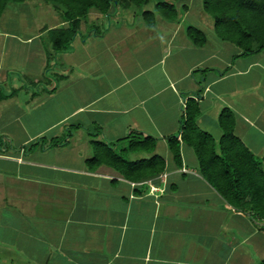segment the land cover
<instances>
[{
  "label": "crops",
  "instance_id": "obj_1",
  "mask_svg": "<svg viewBox=\"0 0 264 264\" xmlns=\"http://www.w3.org/2000/svg\"><path fill=\"white\" fill-rule=\"evenodd\" d=\"M177 6L176 19L156 12L153 26L132 6L92 7L71 47L55 52L50 30L70 23L60 9L45 0L7 4L0 264H261L264 219L221 194L182 132L193 98L197 125L220 151L228 107L236 135L264 167V49L243 53L221 38L202 0ZM189 25L205 33L203 44ZM109 150L141 168L122 170L106 160ZM154 155L165 168L153 174Z\"/></svg>",
  "mask_w": 264,
  "mask_h": 264
},
{
  "label": "trees",
  "instance_id": "obj_2",
  "mask_svg": "<svg viewBox=\"0 0 264 264\" xmlns=\"http://www.w3.org/2000/svg\"><path fill=\"white\" fill-rule=\"evenodd\" d=\"M11 1L0 0V17ZM60 9L62 16L70 23L68 26L54 27L52 33L53 49L61 52L69 49L75 35L79 32L82 18L88 15L92 7L105 14H111L114 6L133 5L140 8V13L148 25L156 22L155 13L160 12L168 19H176L179 15L177 0H156L154 9L143 6L150 0H45ZM203 6L214 18L217 34L238 45L243 53H252L264 49V0H202ZM186 8V3L182 10ZM188 33L194 42L203 44L205 33L195 25L188 26ZM8 95V94H6ZM197 102L188 100L186 116L183 121V139L195 147L200 170L209 181L232 204L250 209L254 215L264 219V167L261 158L249 149L234 131V117L231 109L225 107L220 114L223 134L218 141L214 136L197 125L199 114ZM145 140V139H144ZM170 147L176 158L180 159L179 140L176 136L169 137ZM140 140H131L130 146L139 147ZM155 143L149 144L153 149ZM111 159H106L122 170L132 171L141 168L142 161H130L112 150ZM109 157V158H110ZM101 161L97 152L92 158ZM150 172L158 173L165 168L161 156L154 155L149 159ZM264 264V259L261 260Z\"/></svg>",
  "mask_w": 264,
  "mask_h": 264
},
{
  "label": "rangeland",
  "instance_id": "obj_3",
  "mask_svg": "<svg viewBox=\"0 0 264 264\" xmlns=\"http://www.w3.org/2000/svg\"><path fill=\"white\" fill-rule=\"evenodd\" d=\"M155 2L156 0H150L147 4H145L143 7L144 8H152L154 9L155 8ZM132 8L135 10V11H140V8L133 5ZM104 25H106V23H104ZM99 26V25H98ZM130 153H126V156H129Z\"/></svg>",
  "mask_w": 264,
  "mask_h": 264
}]
</instances>
